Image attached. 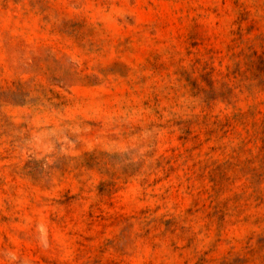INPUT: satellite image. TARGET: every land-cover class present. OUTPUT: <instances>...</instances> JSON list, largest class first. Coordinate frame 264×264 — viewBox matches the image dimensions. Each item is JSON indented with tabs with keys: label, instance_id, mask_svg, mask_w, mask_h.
<instances>
[{
	"label": "rangeland",
	"instance_id": "1",
	"mask_svg": "<svg viewBox=\"0 0 264 264\" xmlns=\"http://www.w3.org/2000/svg\"><path fill=\"white\" fill-rule=\"evenodd\" d=\"M0 264H264V0H0Z\"/></svg>",
	"mask_w": 264,
	"mask_h": 264
}]
</instances>
